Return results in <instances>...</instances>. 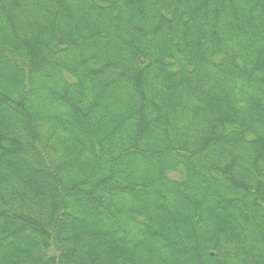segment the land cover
Listing matches in <instances>:
<instances>
[{
  "label": "trees",
  "instance_id": "obj_1",
  "mask_svg": "<svg viewBox=\"0 0 264 264\" xmlns=\"http://www.w3.org/2000/svg\"><path fill=\"white\" fill-rule=\"evenodd\" d=\"M0 264H264V0H0Z\"/></svg>",
  "mask_w": 264,
  "mask_h": 264
}]
</instances>
